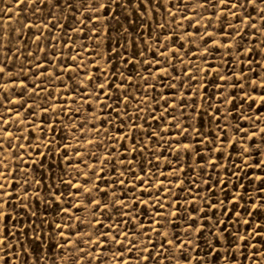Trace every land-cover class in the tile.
I'll list each match as a JSON object with an SVG mask.
<instances>
[{"label": "rangeland", "instance_id": "1", "mask_svg": "<svg viewBox=\"0 0 264 264\" xmlns=\"http://www.w3.org/2000/svg\"><path fill=\"white\" fill-rule=\"evenodd\" d=\"M204 2L193 0L187 9L181 8L180 12L168 4V8L177 13L176 17L170 16L159 0L155 4L149 0L147 11L143 7L137 10L129 4L123 9L113 5L112 16L115 19L110 16L104 20L108 13L102 10L100 23L97 24L96 16L88 20V10L83 8L61 11L57 7L51 9L55 14L49 15L47 9L51 5L47 8L40 5L41 11L34 13L35 5L21 4L19 0H0V30L3 32L0 56L7 62L0 65L5 67V72L0 74L3 76L0 84L4 85L2 91L6 94L3 105H0V116L8 121L7 124L0 123V160L4 165L0 171L5 174L0 176V182L5 184L6 192L13 193L4 196V211L11 215L0 218V231L10 242V264H101V261L103 264H188L177 251L175 237L185 241V252L192 257L191 264H196L199 257H205V264H254L252 254L257 250L264 253V237L255 233L250 235L253 228L257 233H264V207H260L264 205V193L259 191L262 186L259 177H264V107H261L260 99L264 88L248 87L249 79L257 83L264 80V20L260 19L255 8L249 7L252 22L260 29L259 32L257 28L249 30L242 27L241 41L239 36L232 35V28L224 22V30L229 36L222 38L223 18L216 17L217 12L226 10L214 9L211 5L207 8L198 6ZM257 7L264 8V4L257 0ZM5 9L11 11L5 12ZM185 14L192 20L184 19ZM209 17L212 19L209 20ZM177 19L180 25L176 23ZM57 20L59 24L53 26ZM82 20H87V27L80 23ZM247 22L245 14L244 23ZM190 23L196 24V27H189ZM232 23L240 21L233 18ZM45 24L48 26L44 27ZM100 28L103 32L97 34ZM197 31L206 40L202 41L195 35ZM188 32L193 33V38L187 36ZM209 32L214 36L208 37ZM170 36L179 39H169ZM225 44L230 47H225ZM16 49H19L18 53ZM176 49L179 51L174 55ZM247 49L253 51L246 53ZM158 52H166L167 56L160 57ZM29 53L32 55L29 56ZM72 56L76 60L70 59ZM125 57L139 63L129 64ZM157 59L162 60L163 67L168 71L159 73L154 79L152 73L156 72ZM169 60L171 64L167 62ZM249 60L252 62L249 63ZM37 63L43 64L47 73L52 75L37 77V72L44 71L35 67ZM185 69L193 74L192 79L185 75ZM233 73V80L226 83V77ZM129 76L131 82L122 83ZM141 77L149 79L145 81ZM236 77L243 78L249 99H244V91L231 87L240 82ZM109 81L119 84L120 88L110 86ZM101 83L105 85L104 92L111 93V99L101 94L97 100L96 93L101 91L98 88ZM23 85H27V89ZM34 85H40L36 93H32ZM150 85H155V88ZM221 90L236 97L237 107L222 102ZM161 93L169 97V101L160 100L157 104ZM189 95L193 99L183 101L184 104L199 103L203 108H197L194 113L189 106L182 111L179 97ZM205 96L207 102L203 99ZM9 100L14 103H9ZM105 101L110 107H104ZM144 102L155 109L157 117L165 119L157 124L148 115L149 108ZM138 103L145 108L143 112L137 111ZM169 103L176 106L174 111L168 108ZM27 105L33 107L29 109ZM112 107L117 108L119 116L112 111ZM217 107L221 109L217 115L222 119L213 120L210 113L216 112ZM165 109L173 111V116L185 126L194 124L201 128L207 139L213 141L199 145L203 159L195 155L193 149L177 163L179 153L174 149L162 151V148L168 147V137H173L174 148L179 149L180 144L175 142V137L185 143H195L191 136L196 135L193 132L185 140L179 129L172 128L177 121L168 116ZM45 110L47 114H44ZM30 112L32 115H29ZM128 116L132 118L128 119ZM100 117H106L107 123ZM144 118L148 123H144ZM166 120L172 123H166ZM133 121L143 124V130L134 132L136 124ZM113 124L116 126L113 127ZM237 125L241 131H237ZM221 127L226 132L221 131ZM163 128L169 129L167 136L161 132ZM152 130L161 132L163 144L160 141L153 143L147 138V132ZM7 132L13 135L9 137ZM253 133H256L255 137ZM124 134L128 136L126 144ZM217 134L220 140H215ZM133 136L137 138L135 146L143 149L142 152H126V148L134 146ZM64 145H68L67 154L63 150ZM254 145H259V149ZM77 146L81 153L79 156L76 154ZM213 148L220 151L213 153ZM129 159L134 164H120L121 160ZM114 165L117 166L115 169ZM180 165L186 169L179 173L183 184L176 180L177 172H172L173 168L179 170ZM126 167L131 171H127ZM121 172L125 183L113 189L111 185L116 184ZM170 172L171 175H167ZM136 176L144 177V183L134 179ZM161 181L163 189L159 190L156 185ZM97 184L107 192L97 194ZM72 185H79L81 190ZM150 187L151 193L144 191ZM87 189H93L92 196L101 201L99 208H94L90 202ZM53 192L60 195L59 200L53 199ZM36 193H39V198ZM116 196L127 202L139 196L141 200H148L149 204L147 208L141 204L137 209L139 214L132 213L133 219L129 220L127 215L121 216L128 205L119 211L111 206ZM154 200L157 204L163 200L164 207L154 205ZM208 201L215 206L207 212L211 223L207 224L202 237L197 235L195 241H190V236L184 231L189 227L188 218L196 216L204 223V212L198 214L194 209H206ZM105 204L108 205L107 210L100 211ZM225 209H228L227 215L224 214ZM156 212H160V216H155ZM173 212L179 215L169 216ZM154 216L159 222L155 225L152 224ZM168 219L172 223H168ZM121 220L128 223L122 224ZM217 220L225 221L232 235L229 237L225 232L221 242L215 244L212 229L222 231V226L216 227ZM161 223L165 225L163 228ZM109 225L113 236L117 235L118 226L123 230L119 239L124 241L125 246L127 241L123 232L127 231L129 240L139 242L143 255H150L145 250V243L158 255L144 261L138 260L140 251L136 248L132 249L133 255L111 241L107 242L108 247H104L106 241L98 237V232H107ZM153 228L168 233L167 239L175 241L171 246L163 245L169 251H160L159 245L164 238ZM142 230L145 233L143 236ZM8 231L14 235L8 236ZM189 231L192 229L189 228ZM149 236L155 244L148 242ZM237 236L248 239H237ZM97 239H100V247L92 243ZM208 241L215 244L218 255L215 252L208 255ZM194 244H198V248L194 249ZM122 252L123 258L120 255ZM4 254L5 248L0 247V264H9L3 259ZM255 264H264V256H257Z\"/></svg>", "mask_w": 264, "mask_h": 264}, {"label": "snow or ice", "instance_id": "2", "mask_svg": "<svg viewBox=\"0 0 264 264\" xmlns=\"http://www.w3.org/2000/svg\"><path fill=\"white\" fill-rule=\"evenodd\" d=\"M151 2L153 4H155L156 0H151ZM159 2H160V5L165 8V11L168 12V14L170 16L176 17L177 13L176 12H172L171 9L168 8V4H171L173 7H176L177 8V12H180L181 8L187 9L189 4L191 2H193V0H159ZM259 2H260V4H264V0H259ZM19 3L35 5V7L33 8V12L34 13H39L41 11L40 5H44L46 8H47L48 5H51V8L47 9L49 11V15H54L55 13L51 9H54V8H57V7H59V9L61 11L72 10V9L80 10L81 8L87 9L88 10L87 11V19L91 20L93 18V16H96V23L98 24V23H100L99 14L101 13L102 10L104 12L108 13V15L104 16V20H108L109 17L112 16V13L114 11V9L112 7L113 5H116V8L123 9L126 4H129V5H133L137 10L140 7H143L147 11L149 0H19ZM178 5H179V7H178ZM209 5H211L214 9L223 8V9L226 10V11L217 12V17H216L217 19H220L221 17L223 18L222 25H221L222 38H227L229 36V33L224 30V27H225V23L224 22H226V26L227 27H231L232 28V35L239 36L241 41L243 40V33L241 31L242 27L245 28V29H249V30L252 29V28H257V25L252 22V17H251V13L249 12V7L255 8L256 9V13L260 17V19L264 20V8H258L257 7V0H205L204 3H201L198 6L201 7V8H207ZM240 9H242L243 11H238ZM7 11H11V9H5V12H7ZM229 13L231 14L230 16H229ZM245 14H247V16H248V22L246 24L244 23ZM62 18L63 17H61V19ZM112 18L115 19L114 16H112ZM233 18L239 20L240 23L233 24L232 23V19ZM184 19H187L189 21L192 20V18L187 16L186 14L184 15ZM208 19L211 20L212 18L209 17ZM80 23H82L85 27H87V20H82V21H80ZM176 23L178 25H180V21L178 19L176 20ZM56 24H59V20H57L53 26H55ZM47 26H48L47 24L44 25V27H47ZM60 26L63 27V25H60ZM160 26L163 27L164 25H160ZM0 27H2V26H0ZM189 27H196V24L190 23ZM259 30L260 29L257 28L258 32H259ZM74 31H78V29H74ZM100 32H103L102 28L97 30V34H99ZM195 35L199 36L202 41L206 40V38L203 35H201L199 33V31H197V33ZM187 36L189 38H193V33L188 32ZM213 36H214V33H212V32L208 33V37H213ZM36 39L39 40L40 37L37 36ZM169 39H179V37H175L174 38V37L170 36ZM216 46H219V42H216ZM224 46L225 47H230L228 44H225ZM0 47H3V32H2V30H0ZM178 51H179V49H176L174 51V55ZM245 51H246V53H251L253 51V49H247ZM16 52L18 53L19 49H16ZM206 54H207V48H205V50H204V55H206ZM31 55H32V53H29V56H31ZM157 55L160 56V57H166L167 53L166 52H158ZM16 58L19 59V55H17ZM177 58H179V57H177ZM70 59L76 60V57L72 56V57H70ZM124 59L129 64L139 63V61L131 60V59H128L126 57ZM145 62H147V61H145ZM167 62L169 64H171V60H169ZM251 62L252 61L249 60V63H251ZM6 63L7 62L3 60L2 56H0V65H4ZM155 63H156V66H157L156 72L152 73V78H154V79L158 77L159 73L168 71L167 68L163 67L162 60L157 59ZM35 67L38 68V69H44L43 72H37L36 73L37 77H40V76H42L44 74L52 75V73H47V69L41 63H37L35 65ZM77 67H79V64L77 65ZM262 67H264V66H262ZM149 71H151V66L149 67ZM4 72H5V67L4 66H0V74H3ZM8 75L11 76L12 74L8 73ZM18 75L19 74H17V76ZM102 75H103V72H102ZM185 75L188 76L189 79L193 78V74L188 73L187 69H185ZM234 75L235 74L233 73L232 75L227 76L226 79H225V82L227 83L228 81L233 80V76ZM116 78L119 79V76H117ZM141 78L144 79L145 81H147L149 79L148 77H141ZM257 78L259 79V73H257ZM2 79H3V76H0V80H2ZM88 79L91 81L92 77L89 76ZM236 79L238 81H240V82L238 84H236V83L232 84L231 87L233 89L239 88L241 91H244L245 92L244 99H249L248 93L245 90V84H244L243 78L242 77H236ZM130 82H131V76L125 77V79L122 81V83H125V84L130 83ZM158 82H161V80L158 79ZM108 83H109L110 86H112V87H114L116 89L120 88L119 84H113L112 81H109ZM150 86L153 89L155 88V85H150ZM170 86L173 87V88L175 87V85H170ZM253 86H255V89L264 88V80H261V82L257 83V81L249 79L248 87L252 88ZM23 87L25 89H27V85H23ZM39 87H40V85H34L33 88H32V93H36V89L39 88ZM181 87H184L183 83H181ZM3 88H4V85L0 84V105H3L4 99L6 98V94L2 91ZM98 88L101 91L96 93L97 100H99V96L101 94L107 95L111 99V93L104 92L105 85L103 83L99 84ZM41 90H43V89H41ZM76 90L78 91V89H76ZM85 91H86V89H85ZM196 95L198 96V93ZM221 97L223 98L222 102H226V103L232 104L233 107H237V105L235 104L236 97L232 96L231 93H225L223 90H221ZM133 99H137V98L135 96H133ZM179 99L182 102L181 105H180L182 111L185 108L189 107V106L192 107L194 113H195V110L197 108H201V109L203 108V106L200 105L199 103H197V104H184L183 103V101H191L193 99L192 95L182 96V97H179ZM203 99L205 100V102H207L208 98H207V96H205ZM260 99L262 101L261 107H264V95H261ZM160 100H163L165 103H167L169 101V97L164 96L161 93L160 97L156 100V103L159 104ZM121 102H123V100H121ZM9 103H14V102L9 100ZM144 103L149 108L148 115H150L154 120H156L157 124H159V122L161 120L165 119L163 116L157 117L156 114H155V109L151 108V105L148 102H144ZM252 103L254 104L255 100H253ZM32 107H33V105H27V108H29V109L32 108ZM58 107L62 108L64 106L63 105H58ZM104 107L108 108V107H110V105L105 101L104 102ZM175 107L176 106L173 105V104H170V103L168 104V108L172 109L173 111L175 110ZM209 107H212V105L209 104ZM144 110H145V108L141 105V103H138L137 104V111L138 112H143ZM220 110H221L220 107H217L216 108V112L210 113V115L212 116L213 120L222 119L221 117H219L217 115L220 112ZM8 111H11V109H9ZM112 111L116 112L117 116H119L120 113L117 110V108L112 107ZM165 111L167 112L168 116H171L174 121H177L175 124H172V128L179 129L180 135L184 136L185 140H188V138L191 136V134L193 132L196 135L195 136H191L192 140L195 141V143H191V142L185 143V142H182L179 137H175V142L177 144H180V148L179 149H175L174 148V145L172 143L173 137H168V147L162 148V151H169L170 149H174L177 153H179V155L177 156V163H179L180 160L184 159L186 156L191 154L193 152V149H195V155H198V156H200L201 159H203V156L200 155L199 145L204 144L206 141L208 143H212L213 141L207 139V134L204 131H202L201 128L195 127L194 124H188V126H185L184 124L179 122V118L178 117L173 116V111H168V109H165ZM127 112H128V109L125 108V113H127ZM44 114H47L46 110H45ZM65 114H67V112ZM29 115H32V113L30 112ZM225 115H227V113ZM69 118L71 119V116ZM127 118L131 119L132 117L128 116ZM99 119H103L105 121V123H107V118L106 117H100ZM165 122L169 123V124L172 123L171 121H167V120ZM0 123L7 124L8 121L5 119L4 116H0ZM133 123L136 124V128L133 129L134 132L138 131V130H143V124L137 123L136 121H133ZM144 123H148L147 118H144ZM112 126L115 127L116 125L113 124ZM81 127H83V125H81ZM236 127H237V131H241V129L239 128V125H237ZM53 130H55L54 126H53ZM220 130L226 132V129H224L223 127H221ZM96 131H100V129H96ZM168 131H169V129H167V128L161 129V132H163L165 136H167ZM243 131L247 132V129H244ZM161 132H157L155 130L149 131V132H147V138L149 140H152L153 143H155L156 141H160L161 144H163V139L161 137ZM6 134L9 137H11L13 135L11 132H7ZM255 135H256V133H253V137H255ZM117 139H119V138H117ZM220 139H221V137L217 134L215 136V140H220ZM127 140H128V136H127V134H124V143L125 144L127 143ZM89 143H94V142L93 141H89ZM132 143H133L134 146L131 149H127L126 148V152L135 153L137 151H140V152L143 151V149L137 148L135 146L137 144L136 136L132 137ZM9 146H11V145H9ZM21 147H22V145H21ZM254 147L259 149V145H254ZM67 148H68V145H64L63 146V150L65 151V154H67ZM217 151H220V149L219 148H213L212 149L213 153H215ZM76 154H77V156L81 155L78 146H77ZM122 155H124V153H122ZM154 157H155V153H154ZM155 158L158 159V157H155ZM107 159L111 160L113 158L112 157H108ZM81 162H83V161H81ZM213 163L215 164L217 162L213 161ZM120 164L132 165V164H134V161H132L130 159L127 160V161L121 160ZM69 165L71 166V161H69ZM3 167H4L3 161L0 160V170H2ZM76 167L78 168L79 165H77ZM93 167H95V166L93 165ZM116 167L117 166L114 165V169ZM126 170L127 171H131V169L127 168V167H126ZM10 171H11V169H10ZM184 171H186V169L184 168L183 165H180L179 170H177L176 168L172 169V172H177L176 180L179 182V184H183V181L180 179L179 173L180 172H184ZM145 174L147 175L146 171H145ZM2 175H5V174L2 173V171H0V176H2ZM167 175H171V172L167 173ZM157 178H158V174H157ZM101 179H103V175H101ZM134 179L139 180L141 182V184L144 183V177H142V176H136V177H134ZM259 179H261V181H262V186L259 189V191L261 193H264V177H259ZM13 183H16V182L14 181ZM67 183L71 184V181H68ZM124 183H125V181L123 179V172H121L120 173V177L116 178V184L115 185H111V187L113 189H115L117 185H124ZM217 183H219V181H217ZM179 184L177 186H179ZM72 186L76 187L78 191L81 190L79 185H72ZM195 186H196L195 182L193 181V187H195ZM208 187H209V191H211L212 190L211 189V185H209ZM156 188L159 189V190H162L163 189V181H161L160 184L156 185ZM95 190H96L97 194L100 191L107 192L106 189H101L98 184L95 185ZM144 191H147V192L151 193L152 192V188L150 187L148 189H144ZM170 191L171 190L169 189V192ZM92 192H93V189H87V195L89 197H91V201L90 202L93 204L94 208H99V206L101 204V201L97 200L94 196H92ZM12 194L13 193L6 192L5 191V184L3 182H0V218L8 217V216L11 215L10 213H7V212L4 211V208H5L4 196H11ZM113 195H115V192H113ZM189 195H191V192L189 193ZM36 197L39 198V193H36ZM52 197H53V199H56V200L60 199V195H58L55 192L52 193ZM8 203L10 204L11 201H9ZM141 204L145 208H147L149 202L146 199L141 200L139 196H137L131 202H127L125 200L120 199L119 196H116V199L112 201L111 206L112 207H116L117 210L119 211L120 208H123L126 205H128L127 211L121 212V216L127 215L129 217V220H132L133 216L131 214L135 212L138 215L139 213H138L137 209L139 208V206ZM153 204L156 205L159 208H163L164 207V201L163 200L159 201L158 204H157V201L154 200ZM77 207H79V206H77ZM180 207L184 208V205H180ZM213 207H215V206L210 201H208L206 209H203V210L194 209V211H196L198 214L201 211L204 212V215H203V218H202L204 223H202L201 220L198 219V217H196V216H190L188 218L189 227L186 228L184 231L190 236V241H195L197 235H199L201 237L203 236V233L205 231V228H206L207 224L211 223V218L208 217L207 212H208V210L212 209ZM260 207H264V205H261ZM107 208H108V205L105 204L104 208H101L99 210L100 211H105V210H107ZM224 214L225 215L228 214V209L224 210ZM234 214L237 215V216L239 215V213H234ZM248 214L252 215L251 212H249ZM177 215H179V213H177V212L169 213V216H177ZM155 216H160V212H156ZM155 216L152 219V224L153 225L159 223L155 219ZM109 218H111V217H109ZM161 219L162 220L166 219V217H161ZM167 222L168 223H172V221L170 219H168ZM97 223H99V220H97ZM121 223L122 224H126V223H128V221L121 220ZM245 223H249V222L245 221ZM164 226L165 225L163 223L160 224L161 228H163ZM221 226H222V231L217 232L216 228L212 229V236L215 238V244H218V243L221 242V239L224 236L225 232H227L229 234V237H231V235H232L231 232H229V230L227 228V223L225 221L217 220L216 221V227L219 228ZM56 227H60V225H56ZM101 227H103V225H101ZM107 227H108V231L107 232H98V237L103 238L106 241V243L103 245L104 247H108L109 245H108L107 242L111 241V242H114L115 244H119L121 247L124 248V251L129 252V253H132V249L136 248L137 251H140V256L138 257V260H144V261H148L150 259H154L156 257V255H158V253L154 252L153 249L147 248V243H145V250L148 251L150 253V255L149 256L143 255V251H141L139 249V247H138V243L139 242L135 241V240H129L127 231L123 232V235L125 237V241H127V246H125L124 241H121L119 239V234L123 230L120 229L119 226H118L117 235L113 236V235H111L112 227L110 225L107 226ZM140 227H141V229H143L144 226L141 224ZM257 227H259V226H257ZM5 228H7V226H5ZM189 228H191L192 231H189ZM153 230L157 231L159 233V235L164 238L162 240L161 244L159 245L161 252L169 251V249H166V248L163 247L164 244H167V245L171 246V245L174 244L175 241H178V244L176 245L177 251L180 253L181 257H183L185 260L188 261V264H191L192 257L190 255H187V253L185 252L186 244H185L184 240L180 239L179 237H175V241L172 240V239H167L168 233L160 232L159 229H156V228H153ZM253 233H255L256 235H261L262 237H264V233H257L255 228H253L251 230L250 235L253 234ZM144 234L145 233L142 230L141 231V236H143ZM7 235L8 236H12L14 234L12 232L8 231ZM60 235L63 236V232H61ZM88 235L91 236V233H89ZM237 239H243V240L246 241L248 238L247 237L237 236ZM148 242H151L153 244L156 243L154 241H151V237L150 236H149V241ZM8 243H10V242L7 241V236H4L3 232L0 231V247H4L5 248V254H4L3 259L8 260L9 264H10V257L8 255V252L10 251V249L8 248ZM92 243L96 244L97 247L101 246L100 239L92 241ZM207 243H208V247H209L208 255H211L213 252L217 253V255H218L219 254V250L216 248L215 244L212 243V241H208ZM246 246L247 247H251V245H246ZM193 247H194V249L198 248V244H194ZM81 251H83V249H81ZM229 252H231L230 249H229ZM85 254L87 255V253H85ZM132 254L135 255V253H132ZM120 255H121V258H123V252ZM252 255H253L254 264H255V258L257 256H264V253H259V251L257 250V252L253 253ZM224 258L228 259L227 256H225ZM76 260H77V262L79 261V256L76 257ZM101 264H103V261H101ZM196 264H205V257H199L196 260Z\"/></svg>", "mask_w": 264, "mask_h": 264}]
</instances>
